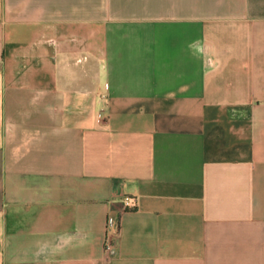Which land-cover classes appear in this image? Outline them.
Instances as JSON below:
<instances>
[{"label":"crops","instance_id":"0c3cea01","mask_svg":"<svg viewBox=\"0 0 264 264\" xmlns=\"http://www.w3.org/2000/svg\"><path fill=\"white\" fill-rule=\"evenodd\" d=\"M0 264H264V0H0Z\"/></svg>","mask_w":264,"mask_h":264},{"label":"built area","instance_id":"2783aa9c","mask_svg":"<svg viewBox=\"0 0 264 264\" xmlns=\"http://www.w3.org/2000/svg\"><path fill=\"white\" fill-rule=\"evenodd\" d=\"M124 204L126 207H131L135 204V198L129 195L124 197ZM110 225V221L108 222ZM103 246L108 252H112L115 246V233L112 232L108 227L104 236Z\"/></svg>","mask_w":264,"mask_h":264}]
</instances>
